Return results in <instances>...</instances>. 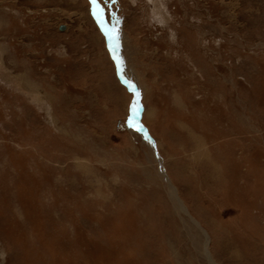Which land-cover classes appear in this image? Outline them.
<instances>
[{"label": "rangeland", "instance_id": "374dc122", "mask_svg": "<svg viewBox=\"0 0 264 264\" xmlns=\"http://www.w3.org/2000/svg\"><path fill=\"white\" fill-rule=\"evenodd\" d=\"M0 264H264V0H0Z\"/></svg>", "mask_w": 264, "mask_h": 264}, {"label": "snow or ice", "instance_id": "6c2138e0", "mask_svg": "<svg viewBox=\"0 0 264 264\" xmlns=\"http://www.w3.org/2000/svg\"><path fill=\"white\" fill-rule=\"evenodd\" d=\"M90 2L93 4V5H96L97 4V0H90ZM139 130V129H137Z\"/></svg>", "mask_w": 264, "mask_h": 264}]
</instances>
